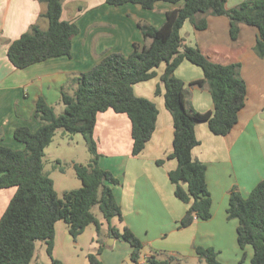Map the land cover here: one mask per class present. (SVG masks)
I'll list each match as a JSON object with an SVG mask.
<instances>
[{
    "label": "trees",
    "instance_id": "trees-1",
    "mask_svg": "<svg viewBox=\"0 0 264 264\" xmlns=\"http://www.w3.org/2000/svg\"><path fill=\"white\" fill-rule=\"evenodd\" d=\"M46 11L41 19L48 22L43 30L39 24L31 26L8 49V59L19 70L46 62L53 58L71 57L72 41L79 34L75 23L62 20L63 0H41ZM109 5H140L154 10L157 3H184V6L166 13V21L155 27L138 21L144 38L150 44H135L133 52L106 55L89 71L75 75L70 88H63L61 100L65 107L57 114L44 98L36 103V118L41 127L33 132L23 126L15 130L14 138L24 144L22 151L3 145L0 137V190L16 188L7 210L0 219V264H31L36 258L37 244L43 242L52 264H63L54 258L56 224L64 221L74 240L94 224L100 237L102 223L92 209L99 207L109 226V237L122 240L132 247L130 256L134 264H141L144 245L127 227L113 225L116 219L123 222L122 209L115 195L119 180L111 171L100 167V155L94 138L100 113L113 110L126 114L132 123L133 156L140 155L156 129L158 109L148 99L135 95L134 86L156 77V69L166 64L161 76L165 103L174 120V150L169 159L178 161L169 178L175 186V195L189 205L179 229H186L195 221L212 218V195L207 183L208 167L195 160L194 148L200 145L196 126L207 123L216 136L226 137L239 122L248 96L241 64L223 65L210 60L202 51L187 46L181 29L187 20L194 28L204 31L209 17H226L230 22V36L236 41L240 26L255 27L258 38L254 51L264 59V0H244L239 6L228 9L227 0H106ZM200 67L204 78L192 86L208 89L214 111L199 112L189 103L188 91L176 71L185 61ZM161 93V89L157 90ZM58 130L68 134H82L92 160L88 166L75 165L82 187L65 191L60 198L54 181L44 173V151L52 143ZM162 164V162H159ZM228 220L238 221L237 242L243 252L240 264H246L247 248L253 256L251 264H264V180L259 182L248 197L237 187L230 193ZM105 246L97 254L88 255L89 264H104L100 260ZM200 260L207 264H226L219 260V252L212 247H195ZM143 264H179L173 258L161 259L156 255L146 258Z\"/></svg>",
    "mask_w": 264,
    "mask_h": 264
},
{
    "label": "crops",
    "instance_id": "crops-1",
    "mask_svg": "<svg viewBox=\"0 0 264 264\" xmlns=\"http://www.w3.org/2000/svg\"><path fill=\"white\" fill-rule=\"evenodd\" d=\"M243 1L227 0V8L233 9ZM183 6V2H159L154 10H146L131 3L112 6L106 0H63L62 20L75 23L79 28V34L72 41V56L53 58L19 70L8 59L9 46L33 25L39 24L43 30L48 28V22L41 19L46 5L41 0H0L1 143L13 150H24V144L16 141L14 133L23 126L33 132L41 127L35 115L39 98H44L56 111L57 108L64 111L61 91L70 88L75 75L89 71L108 54L128 56L135 44L141 48L149 45L138 21L161 27L168 11ZM258 35L255 27L241 25L239 38L232 40L226 17H209L204 31L196 30L190 20L181 29L184 43L200 49L210 60L223 65L241 64L248 88L239 122L228 136L214 135L207 123L196 126L200 145L193 149L192 155L208 167L206 177L213 201L209 221L198 220L186 229H179L189 205L176 197L175 186L169 178L170 172L177 169L178 161L169 159L174 150V120L166 107V90L161 81L166 64L155 70L156 77L134 86L137 97L150 100L158 109L156 129L140 155H132V123L126 114L108 110L98 115L94 138L101 156L100 167L111 171L119 180L114 190L123 222L114 220L113 225L127 226L142 242L145 253L141 264L153 255L173 258L179 264L199 259L197 246L214 248L223 263L240 264L243 252L237 242L238 221L228 220L227 214L230 193L237 187L248 197L264 180V59L254 51ZM176 76L184 81L188 101L196 111H214L209 90L191 85L204 78L200 67L185 60ZM158 89H161L160 94ZM241 162L248 164L242 166ZM16 190H0V219ZM106 237L109 238L108 224ZM246 252L248 264L253 252L251 248ZM131 253L128 243L113 239L112 247L106 248L101 261L126 264Z\"/></svg>",
    "mask_w": 264,
    "mask_h": 264
},
{
    "label": "rangeland",
    "instance_id": "rangeland-1",
    "mask_svg": "<svg viewBox=\"0 0 264 264\" xmlns=\"http://www.w3.org/2000/svg\"><path fill=\"white\" fill-rule=\"evenodd\" d=\"M56 112L57 114H62L64 111L57 108ZM239 156L240 158L242 157L241 154ZM91 160L92 155L82 134H68L63 130L57 131L52 143L44 151L43 162L44 173L54 181L55 190L60 198L63 197L65 191L82 187V181L76 174L75 165L88 166ZM240 164L246 166L248 163L241 162ZM92 212L103 224L100 237L97 234L96 226L92 224L85 229L77 240H74L69 234L68 225L64 221H59L56 224L55 259H58L63 264H89L88 255L97 254L102 246H105L104 251L107 247H112L113 238L106 237L108 223L102 216L99 207L95 206ZM144 253L145 250L143 251ZM102 254L99 257L100 260ZM161 259L165 258L162 257ZM125 261L126 264H134L130 257ZM38 262L40 264H52L47 253V246L43 242L37 244L36 262L34 261L32 264ZM201 263L207 264L206 261L200 259H190L183 264ZM248 264L251 263L248 262Z\"/></svg>",
    "mask_w": 264,
    "mask_h": 264
}]
</instances>
